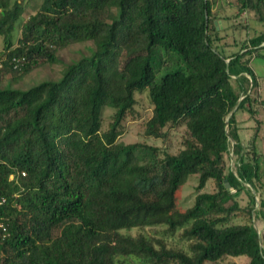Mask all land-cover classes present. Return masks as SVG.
Listing matches in <instances>:
<instances>
[{
    "label": "trees",
    "instance_id": "1",
    "mask_svg": "<svg viewBox=\"0 0 264 264\" xmlns=\"http://www.w3.org/2000/svg\"><path fill=\"white\" fill-rule=\"evenodd\" d=\"M217 1L41 0L23 19L17 1L0 0V81L59 62L62 47L93 44L56 79L0 86V264H218L242 255L264 264V233L230 222L253 212L257 192L264 207L256 147L264 100L250 66L264 60V31L226 42L250 26L214 13ZM233 6L234 16L248 12L264 25V0ZM14 57L23 65L13 67ZM143 90L152 111L143 136L161 145L119 140ZM104 107L113 113L102 130ZM238 110L255 123L248 143ZM192 174L197 193L179 210L176 192ZM209 179L216 189L202 191ZM242 190L250 193L243 208ZM152 226L181 229L188 249L144 231Z\"/></svg>",
    "mask_w": 264,
    "mask_h": 264
},
{
    "label": "rangeland",
    "instance_id": "2",
    "mask_svg": "<svg viewBox=\"0 0 264 264\" xmlns=\"http://www.w3.org/2000/svg\"><path fill=\"white\" fill-rule=\"evenodd\" d=\"M17 1L18 4L22 6V18L26 19L30 14L34 13L41 2V0H11V2ZM213 12H217L221 16H230L231 18L227 19V22H237L242 21L247 22L248 26H250L248 35L245 32H240L234 30L233 33L229 34L226 42L231 41L233 38L248 39L255 29L260 31H264V25L260 23H256L254 21V15L248 12L242 13L240 15H233L235 13V8L233 6V0H219L215 4H213ZM232 15V16H231ZM219 23V22H218ZM226 22L224 23V25ZM231 23H227L229 26ZM229 31V30H228ZM248 32V31H247ZM19 36V31L14 33L13 39ZM15 41V40H14ZM92 42H80L73 45H69L67 47H62L58 52L59 62L57 63H45L35 69H33L28 74L24 75L21 80L19 81H12L10 79V75H5V78L0 81V86H5L6 83L11 84L13 87L19 88H26L42 79H56L61 75L62 67L71 59L80 57L83 54H88V46H92ZM2 46V39L0 37V50ZM15 46V45H14ZM239 45L227 47L229 50H236ZM264 53V50L262 51ZM250 66L253 69L254 73L258 77V86L260 89V94L262 99L264 100V60L259 57H253L250 62ZM254 91V90H253ZM258 92V88L255 89ZM255 94V93H253ZM259 94V95H260ZM135 98L137 100L134 112L132 114L127 115V120L125 123V130L119 136V140L124 143L130 142H148V143H155L157 145H161L159 140H151L149 138H145L143 136V123L146 119H148L151 115V105L149 102V98L147 95V91L143 90L140 92L135 93ZM247 112V111H246ZM238 110L236 112V117L239 120H242L240 125V132L243 136V139L248 143L251 140L252 135V126H255L253 120H247L246 116L247 113ZM113 113V109L109 107H104L102 109V130L108 126V122L111 119ZM258 118L262 121L260 127L261 135H264V108H262L258 112ZM184 126L179 125L175 129H172L169 135V149L172 152L178 150L181 146V138L183 135ZM256 147L258 152L264 153V138L257 137L256 139ZM234 155L231 156V158ZM231 161V160H230ZM233 161V160H232ZM231 169H234L233 165ZM196 183H197V175L192 174L189 175L186 181L180 186V188L176 192V205L179 210H184L189 207L194 200V197L197 193L196 191ZM216 189L215 183L213 179H209L206 182L205 187L202 191H214ZM251 191H253L251 189ZM250 193L242 190L237 195V201L239 202L240 206L245 207L248 200ZM255 203L252 204L253 212L251 214L247 213L246 209L239 210V212L233 213L231 216L230 222L233 223H243V222H251L258 230L259 234L264 233V207L259 206L260 200V193L257 192L254 194ZM249 204V203H248ZM258 208H261L260 211L262 214H257ZM255 210V211H254ZM164 226H152V227H145L144 231L150 235H155L157 237H161L166 235V240L171 245H176L182 247L184 249H188L187 243L188 241L182 239L180 237L181 229L175 231L172 235H168L164 230ZM139 229L134 228L130 232L135 234ZM244 256V255H242ZM226 257L225 259L221 260L218 264H246V259L244 257ZM133 264V263H132Z\"/></svg>",
    "mask_w": 264,
    "mask_h": 264
},
{
    "label": "built area",
    "instance_id": "3",
    "mask_svg": "<svg viewBox=\"0 0 264 264\" xmlns=\"http://www.w3.org/2000/svg\"><path fill=\"white\" fill-rule=\"evenodd\" d=\"M13 67H19V66H21V65H23V63H24V61H25V59H24V57H20V58H18V57H14L13 59ZM1 65V64H0ZM230 156H233L232 155V151H230ZM231 161H230V163H232V158L230 159ZM234 170V169H233ZM247 184V183H246ZM0 227L4 230L5 229V227L3 226V224H1V222H0Z\"/></svg>",
    "mask_w": 264,
    "mask_h": 264
},
{
    "label": "clouds",
    "instance_id": "4",
    "mask_svg": "<svg viewBox=\"0 0 264 264\" xmlns=\"http://www.w3.org/2000/svg\"><path fill=\"white\" fill-rule=\"evenodd\" d=\"M11 176H12V175H11ZM11 176H10V177H11Z\"/></svg>",
    "mask_w": 264,
    "mask_h": 264
}]
</instances>
